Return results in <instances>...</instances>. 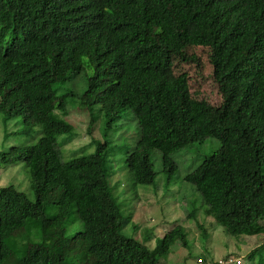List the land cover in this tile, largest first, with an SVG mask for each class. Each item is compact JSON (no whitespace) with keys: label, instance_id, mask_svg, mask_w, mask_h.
I'll return each instance as SVG.
<instances>
[{"label":"trees","instance_id":"16d2710c","mask_svg":"<svg viewBox=\"0 0 264 264\" xmlns=\"http://www.w3.org/2000/svg\"><path fill=\"white\" fill-rule=\"evenodd\" d=\"M191 48L208 50L219 105L175 74L200 64ZM237 105L251 116L214 133L210 110ZM129 110L137 131L121 128ZM74 113L91 138L78 152H94L64 161L58 138L74 134ZM0 115L19 119L20 135L42 128L36 143L0 151V169L24 162L33 192L0 185V264H160L170 237L149 248L126 236L133 216L114 192L128 187L120 173L129 187L156 184L155 152L167 184L175 155H196L185 181L207 217L231 236L264 235V0H0ZM193 203L187 218L207 241ZM249 258L264 264V243Z\"/></svg>","mask_w":264,"mask_h":264},{"label":"rangeland","instance_id":"374dc122","mask_svg":"<svg viewBox=\"0 0 264 264\" xmlns=\"http://www.w3.org/2000/svg\"><path fill=\"white\" fill-rule=\"evenodd\" d=\"M189 52L199 59L200 64L197 65L190 62L181 65L176 64L175 74L179 76L189 73L191 93L194 96L200 93L201 98L208 100V103L212 106L219 105L222 102V95L211 78L213 69L208 61V50L191 48ZM77 86L78 83L68 84L65 86V90L79 93V86ZM241 107L237 105V111L224 115L223 118L219 112L211 109L209 113V127L215 133L216 130L221 128L222 124H229L237 117L245 116L249 118L251 112L246 109L241 111ZM79 109L80 107H74V109H70V112ZM81 112L84 116H87L85 111ZM123 119L125 121L121 127L122 129L138 130L137 120L130 110L126 111ZM67 120L75 123L76 126H74L75 132L72 136L65 134L58 138L63 160L69 161L81 154L87 155L93 153L92 149L78 152V147L88 143L91 139L85 129L87 125L86 119L78 113H74ZM18 121L19 119L5 124L3 117L0 115L1 152L8 150L12 146L26 145L24 143L34 144L40 138L42 133L41 126H36L34 133L30 135L17 134V131L21 128V124L16 125ZM97 129L98 126L96 127L95 136H99L100 134L101 137V133ZM217 133L219 134L217 136L222 139L227 136L222 131H218ZM122 138L120 135L121 141ZM184 153L175 155V159L179 163V169L170 184L166 183V177L161 173L162 160L160 152H155L152 159L154 168L159 173L156 184L152 186L136 185L129 187L130 184L127 181V176L124 173H120L121 179L125 178L123 185L128 187H125L123 189L124 192H121L120 187L115 186L114 192L120 197L125 217L131 214L133 216L132 220L124 228L123 233L128 237L135 238L149 248L154 247L157 240L169 236L170 253L160 260V264H216L219 261H224L228 256L241 260V264H252L249 255L258 245L264 243V235L231 236L215 223L211 217H207L206 206L201 202V195L195 191V188L191 184L185 181V176L192 169H196L200 163L196 161V155L194 154L182 160V154ZM117 155L119 156V160L122 156L119 152ZM27 177V169L24 162L0 169L1 186L13 183L20 186L18 188L31 197L33 192L28 186ZM192 201L194 202V208L198 211L200 223L209 235L207 241L205 237H202V231L196 223L187 218ZM134 211L135 213H133ZM79 226L80 223H75L68 234H76L79 231ZM180 233L186 236L183 240L180 238ZM184 242H186L185 245H183Z\"/></svg>","mask_w":264,"mask_h":264},{"label":"built area","instance_id":"2783aa9c","mask_svg":"<svg viewBox=\"0 0 264 264\" xmlns=\"http://www.w3.org/2000/svg\"><path fill=\"white\" fill-rule=\"evenodd\" d=\"M218 264H241V260H237L233 257H229L224 261H219Z\"/></svg>","mask_w":264,"mask_h":264},{"label":"clouds","instance_id":"9594fccd","mask_svg":"<svg viewBox=\"0 0 264 264\" xmlns=\"http://www.w3.org/2000/svg\"><path fill=\"white\" fill-rule=\"evenodd\" d=\"M234 258V257H233Z\"/></svg>","mask_w":264,"mask_h":264}]
</instances>
